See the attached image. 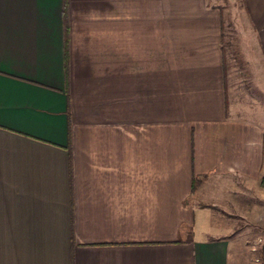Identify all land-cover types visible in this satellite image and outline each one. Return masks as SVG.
<instances>
[{"label": "crops", "instance_id": "0c3cea01", "mask_svg": "<svg viewBox=\"0 0 264 264\" xmlns=\"http://www.w3.org/2000/svg\"><path fill=\"white\" fill-rule=\"evenodd\" d=\"M233 7L0 0V264H261L264 0Z\"/></svg>", "mask_w": 264, "mask_h": 264}, {"label": "rangeland", "instance_id": "374dc122", "mask_svg": "<svg viewBox=\"0 0 264 264\" xmlns=\"http://www.w3.org/2000/svg\"><path fill=\"white\" fill-rule=\"evenodd\" d=\"M208 1V5L210 6L211 4H213V5H215V6H218V7H220V9H221V12H222V16H221V24H223L224 23V25H225V22H226V20H228L230 17H229V13L230 12H228L227 13V10L225 9V7H228V8H230V6H234V4H236V7H238V0H237V2L236 3H230L229 2V0H207ZM225 6V7H224ZM234 8V7H233ZM232 8V9H233ZM234 11V10H233ZM171 21H169V23H170ZM224 25H222L221 26V31H223V34H224V32H227L226 33V35H231L230 37H232V38H235V40H238L240 37H239V35H235V34H238L239 33V31H232V34H230V32L231 31H228V30H224ZM226 26V25H225ZM225 39H228V36H227V38L225 37ZM231 189H232V192H233V194H235V192L237 191V193L236 194H240L239 192H238V189H236V187L231 183ZM261 186V185H260ZM264 189V188H263ZM240 196V195H239ZM261 197H263V194H261ZM251 200L252 199V196H249L248 197V200ZM221 218H222V216H220ZM223 219V218H222ZM222 219L220 220V221H222ZM240 221V220H239ZM239 221H237V222H235V221H233L232 223L233 224H237L236 225V227L234 228V230H237L238 229V227L239 226H243L244 224L242 223V222H239ZM224 222H226V221H224ZM222 223V228H223V230H225L226 228H228V227H226L227 225H226V223ZM215 223V222H214ZM213 223V224H214ZM247 223H252L251 221H247ZM212 224V225H213ZM252 225V224H251ZM250 226V225H249ZM218 228V227H217ZM243 230H245V229H243ZM247 231H249V232H256V231H258L257 233H259V235H254L253 233H251L250 235H251V238H249V239H247V240H253V241H251L252 243L250 244V243H248L249 245V247L250 248H253V251L252 252H254V255H255V260L256 259H258V262H260V260H259V249H260V247H261V244L264 242V229H256L255 227H253V228H250V229H248ZM251 250V249H250ZM231 264H239V263H245V264H250V261H249V259L248 260H246V261H240L239 262V260H238V258L239 259H241L240 258V256H237V255H235V253L233 252V251H231ZM257 261V260H256Z\"/></svg>", "mask_w": 264, "mask_h": 264}, {"label": "trees", "instance_id": "16d2710c", "mask_svg": "<svg viewBox=\"0 0 264 264\" xmlns=\"http://www.w3.org/2000/svg\"><path fill=\"white\" fill-rule=\"evenodd\" d=\"M260 185L262 188H264V177L261 178ZM259 259L261 261V264H264V242L261 244V247L259 249Z\"/></svg>", "mask_w": 264, "mask_h": 264}]
</instances>
